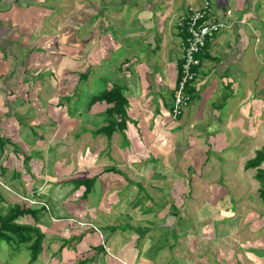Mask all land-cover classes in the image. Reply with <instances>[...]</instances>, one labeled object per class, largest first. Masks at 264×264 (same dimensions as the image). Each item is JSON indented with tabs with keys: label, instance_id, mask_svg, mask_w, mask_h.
<instances>
[{
	"label": "rangeland",
	"instance_id": "obj_1",
	"mask_svg": "<svg viewBox=\"0 0 264 264\" xmlns=\"http://www.w3.org/2000/svg\"><path fill=\"white\" fill-rule=\"evenodd\" d=\"M108 1L112 2L111 5L118 4V0H62L60 10L56 0H49L39 10L32 9V14L41 10L47 14L43 15L40 27L29 29L30 34L25 36L31 57H25V66L20 65L19 68L24 77L28 78L30 86L24 78L22 104L25 110L20 109L21 114L15 116L14 113L11 116L13 120L15 117L21 130L24 126L22 117L28 112L32 123H35L34 116H37L36 124H50L51 119L44 115L45 108L32 110V105H48L50 99H53L55 92H58L55 91L58 81L54 77L58 69L68 71L73 68L78 69V74L87 73L86 79H70V82L78 80L76 96L79 98V109L84 113L75 117L80 120L79 123L74 119L63 121L61 130L52 131L59 138L56 141L52 138L40 142L34 138L35 143L31 140L26 142L21 135L20 141L14 142L21 148L11 157L14 167L15 164L19 165V176L25 173L22 153L25 147L24 152L36 154L32 159L41 158L46 164L48 175L54 178L57 176L60 185L65 188H55L58 206L51 199L52 186L42 183L43 189H37L38 192L30 193L28 197L35 201L47 200L48 210L40 215L37 222L27 215L16 219L38 226L44 234L42 251L31 264H264V205L257 193L255 169L244 168L246 160L264 145L263 114L260 118L253 116L254 119H248L245 114L249 101L263 99L264 95V0H255L259 6L255 14L248 12L251 16L249 18L253 20H250L245 32L254 45L245 50L243 60L220 75L217 68L211 67V55H220L218 50L207 43L201 52V66L195 80L198 86L190 93V103L184 106L179 116L184 121L182 127L192 126L194 122L197 125L189 130L184 129L188 130L186 132L176 130L168 136L163 131L160 135L153 134L150 146L147 141L140 140L141 146L134 148L133 137L128 134V140L124 137V130L116 131L117 136L123 137L122 144L126 146L127 159H122L124 163L119 160L118 154L107 148L108 144L111 147L120 145L121 137L109 141L104 134L92 133L93 129L103 124V115L99 112L104 109L98 110L103 106L95 105V111H91L93 115L86 112L90 96L108 87L110 82H117V77L112 75L117 70L111 72L110 65L104 67L112 58L108 52L111 37L109 31L106 32L103 16L107 15L106 19L109 20V10L116 8L112 6L103 10V6L107 5L103 2ZM235 4L230 0H211L213 12L224 8L231 11L230 28L235 23L234 16L238 15L234 10L240 8ZM76 5L79 12H73ZM124 8L127 9V6ZM89 10H92L94 18L88 15L91 13ZM36 16L31 19L36 22L34 24L40 21V15ZM112 16L116 17L115 14ZM124 16L125 23L133 15ZM109 30L115 37L111 27ZM220 34L230 36L232 31L223 30ZM227 36L225 41L229 38ZM73 42L78 43L79 53L83 54L80 53L78 61L75 59L74 63L64 60L70 56ZM35 45L36 48H32ZM62 51L67 55L61 56ZM88 56L90 59H87ZM126 57L130 59L131 54L127 52L122 57L114 55L113 59L117 58L115 68L120 64L119 60ZM71 63L73 66L77 64V67H71ZM161 70L158 63L148 72L153 76ZM160 87L159 99L166 102L171 98V91ZM17 96L15 98L20 103L19 97L22 96L20 93ZM51 104L55 105L52 101ZM68 109L69 115L76 113L75 108ZM147 111L142 109L140 114H147ZM128 113L130 119L126 126L130 123L139 127L140 118L134 119L135 115L130 110ZM154 117L144 120L147 130L153 129ZM236 121L238 125H235ZM36 124L26 125L33 136H37ZM226 124L234 125L229 128L232 132H227ZM217 128L222 130L215 137L212 133ZM49 129H52L51 125H45L42 131L48 133ZM72 130L73 141H62V135ZM195 132H199L200 139L192 143L190 147L193 150L188 152L187 136ZM202 132L205 135L211 133L215 140L208 141ZM6 135L16 139L20 129L19 134L15 132ZM76 135L81 139L74 141ZM234 136L241 140H229ZM38 142L44 149H28ZM46 144L47 150L44 147ZM77 149L83 153L80 163L76 162L74 154ZM42 161L33 165V161L29 160L27 165L32 164L37 170ZM54 162H59L61 172H56ZM107 166L115 170L107 171L104 169ZM261 166L264 167V161ZM53 173L56 175L53 176ZM92 174L99 178L95 180L89 197L83 201L81 193L84 186L78 190L73 187L78 184L77 180L83 176L91 177ZM1 181L0 177V190H4L5 196L4 200H0V212L4 214L8 205L16 202L23 204L25 201L23 196L11 193ZM32 181L31 178L28 182L32 185ZM167 215L175 217L173 226L162 225ZM10 248L5 241L1 242L0 264H29V254L25 247L19 250Z\"/></svg>",
	"mask_w": 264,
	"mask_h": 264
},
{
	"label": "crops",
	"instance_id": "obj_2",
	"mask_svg": "<svg viewBox=\"0 0 264 264\" xmlns=\"http://www.w3.org/2000/svg\"><path fill=\"white\" fill-rule=\"evenodd\" d=\"M47 1L46 0H35V1L0 0V137L2 136L3 138L9 140L11 139L10 142L6 141V144H4L3 146L0 145V164H1L0 177L2 178L1 182L3 186L6 187L7 185L8 188L7 187L6 188L10 190L11 193H15L16 195H20V196H28L31 194H35L39 190L43 189V186L41 184L46 183L52 186L51 199L55 202V204H58L59 206V202H57L58 198L55 195V193L57 192L55 191V188L58 187V190H60L61 188L62 189L65 188H63L60 185L59 180H57V176L54 178L51 175H48L46 164L44 161L41 160L40 157H39L40 160H37V158L32 159L34 158V155L36 156V154L33 155L32 152L30 153L24 152V150H26L24 147V150L22 152L23 156L24 155L32 156L30 160L33 161V165H35V163L38 161L40 162L42 161L43 163H39L38 169L36 170L35 168L32 167V164L28 166L27 163L23 160L24 163L23 169H25V173H22V175L20 176H19V172L21 171L19 170V165L15 164L16 167H14V163H12V159H11L13 153L16 154L18 153V151L21 150L20 147H17L15 145L17 141H20L21 135H22L21 138L25 139L26 142H30L31 140L32 143H35L36 141H34V138L38 139L40 142L41 141L44 142L45 140H50L52 138H53L52 140L56 141L59 138H56L57 135L53 132L62 129L63 121H66L67 119L68 120L70 119L71 121L72 119H74L76 123H79L80 120H77L75 117L84 114L79 109L78 106L79 98L78 96H76V90H77L76 84L78 80L76 82H70L72 81L70 79L79 78L78 69L71 68L70 70L65 71L62 70V68H60L57 70L58 74L54 75V77L58 81L57 87L55 88V91L58 90V92H55V94L53 95V99L54 97H56V99L55 100L50 99L48 105L46 104L32 105V110L36 108L38 109L45 108L44 115H46L49 119L55 121V123L52 121L51 124V120H50V124L47 123L43 124L37 122L38 124L37 136H33V134L27 130L26 125L28 123L36 124L38 118L37 116H34V120L36 121H34L35 123H32L31 116L29 115L30 113L28 112L27 115L26 114L23 115L24 112H22L23 115L22 119L24 120L23 121L24 126L22 130L18 125V122L16 121L15 117L14 120L11 117L13 116L12 114L14 113L15 116L21 114L19 112L20 109L25 110L22 104V99H24L23 92L25 93V85L23 83L25 77H24V73L21 72L19 68L20 65L25 66L27 62L25 60V57H31V51H28L27 46L29 45L28 42L25 40V36L28 37V34H30L29 29L39 28L40 24L42 23L41 19L43 20V15L47 14L44 13V10H41L38 13L35 12L36 14H32V9L39 10L41 8V5H44L45 2L47 3ZM56 1L58 3L57 5L58 8L61 10V7L59 5L61 4L62 0H56ZM230 1L236 2L235 6L237 7L238 4L239 5L238 7H240L238 8L237 11L234 10V13H237L238 15L234 16L235 23L233 27L227 29V30L231 29L232 34L230 36H227L226 34L218 35L219 34L218 33L211 40L207 41L208 46L211 45L213 49H217L218 50L217 52L220 54V55L217 54L211 55L212 65L210 63L213 69L217 68L221 72V73L219 72L220 75H222L223 71L227 72L229 68H233L234 64H237L240 62V60H243L245 56V50L250 46L254 45L250 43V39L247 37L246 35L247 32H245V29L247 25H249L250 20H253L249 18L251 16L250 14H248V12L255 14L257 12V7L259 6L255 4L256 3L255 0H230ZM32 2H35L36 4L30 5V3L32 4ZM198 2L199 0H118V4H113V5H111L112 2L110 1H108L107 3L103 2V4H107L103 6L104 7L103 10H105V8H109V7L111 8L112 6L116 7V8L112 7V9L109 10L108 12V15L110 16L109 20L106 19L107 17L106 14H105L106 16H103V18L105 19L104 21H106L105 22L106 32L109 31L111 37L110 39L111 46H108V52L111 54V58H112V59L110 58L111 61L106 62L104 67L110 65L109 71L112 72V70L114 69L117 70V72L115 73L112 72V75L117 77L116 78L117 82H119L124 87V94L129 102L128 109L132 112V114L135 115V116L133 115L134 119H136L135 117L140 118L138 119V121H140L139 127H136L134 124L132 126L129 123L128 126H126V129L124 130L125 131L124 137L126 139H128L127 137L128 134L130 137H133L134 139V144L132 143V145H134L133 148L135 146L137 147L141 146V144L139 143L140 140L147 141L148 146H150V137L153 134L160 135L161 132L163 131L162 133L165 136L166 135L168 136L169 134H174L176 130H178L179 132H186L190 129V127L194 128L197 125L194 122L193 123L194 125L192 126L188 125L182 127L181 125L184 123V121L181 118L177 119L169 116L170 115L169 108L173 102V89L179 77L178 70L182 61V57H181L182 38L176 26V18L179 15V13L183 12L186 9L188 4L190 3L197 4ZM125 5L127 6V9L124 8ZM227 9L228 8H224L222 10L224 11ZM222 10L217 9L214 12L220 15L221 13H223ZM49 11H51V9ZM89 11L91 13L88 15L94 18L95 16L94 14H92V10ZM73 12H79L78 5L74 7ZM112 14H115L116 17L112 16ZM127 14L133 16L130 17V19L126 21L127 23L125 22L126 23L125 24L123 20H125L126 18L124 15ZM36 15H40L39 17L40 21L37 20L38 24H34L36 22H34V20H31L33 18H37ZM57 26L58 24L56 25V27ZM109 27H111L112 30L115 32V37H113L112 33L109 30ZM71 32L73 33V30H71ZM90 33L91 32L89 31V34ZM226 36L227 38L229 37L227 41H225ZM118 42H119V46H118ZM77 46L78 43L73 42L72 46L70 47L71 54L69 57H66V59H64L65 61L73 62V63L75 59L78 61L81 52L79 53V48ZM33 47L36 48V45L32 46V48ZM118 48H120V51H117ZM33 50L34 49H32V51ZM65 50H67V47ZM117 52L119 55H117ZM127 52L131 54L130 59L128 58L129 56L124 58L122 61L118 59L120 64H118L117 67L115 68V61H116L115 59L117 58L113 59V56L115 55L118 57H122L124 53ZM61 54H62L61 56H65V54L67 55L65 51H62ZM87 59H90V56H88ZM73 63H71V67L74 66L77 67V64L73 66ZM158 63L162 68L161 72L157 71L154 73L153 76H150V73L148 71H150L151 67L152 69L155 68L156 64ZM60 66L63 67L64 65H62L61 63ZM200 66H201V61L197 69V75ZM25 79H27L28 82V78ZM196 79L197 78H195V80ZM195 80L187 85L186 91L189 94L193 90H195V88L198 86L197 83H195ZM34 83L35 81L33 82V84ZM29 86L30 85L28 82V87ZM160 86H163L164 89L171 91V98L166 102H163L162 101L163 99L162 100L159 99L158 93L161 92L159 90V88H161ZM17 93H20V95L22 96V98L19 97L21 99L20 103L17 102V98H18ZM262 97L263 99L258 98L256 100H251V102L249 101V105H247L245 109V114L248 119L249 118L254 119V117L260 118L262 114H263L262 116H264V113H262V110H264V95H262ZM51 101L55 105H52ZM64 102L66 103V105H64ZM104 104L106 105V103L103 102L94 103L90 107H88L87 105L86 112L92 114L91 111H95L94 109L95 105H98L97 107L103 106L102 109H98V110H103L105 109ZM57 107L59 108L56 109ZM67 108L69 109L72 108L73 110L76 109V113L73 114V116L69 115ZM128 109H127V113L129 112ZM142 109L148 110L147 114H140V110ZM253 110H254V114H253ZM154 115L156 117H154L155 122H152L153 129L151 128V130H147L145 128L144 120ZM45 125L48 126L51 125L52 127V129H49L48 133L47 131L46 132L42 131V128ZM235 125H238L237 121ZM233 126L234 125L232 124H226L225 127H227L226 128L227 132L230 131L232 132V130L229 128ZM186 128L188 130H184ZM19 129H20V135L15 136L16 139L8 137V135H6V133L12 135L15 132L19 134ZM26 130L28 133L26 132ZM221 130H222L221 128L220 129L217 128L215 132H213L212 134H215L216 137L217 134L221 132ZM73 131L74 130L70 131V133L67 132L64 133L62 135V137H64L62 138V141L72 142L73 140H71V137L73 138L72 136ZM202 133H204V136L207 137L206 139H208V141L215 140V137H212L211 133L208 132L206 135L205 132ZM85 134L89 135V133H85ZM199 135H200L199 132H195L194 135L189 134L187 136V141H188L187 145L189 146L187 150L188 152L193 150V148L190 146L192 145V143H195L200 139ZM239 135L241 136V133ZM92 136L90 137L92 138ZM117 137H121V135L117 136L116 131H114L113 134L111 135V138H107V140L113 141ZM122 138L123 137H121L120 145L118 144V146L115 145V147L114 146L111 147V145L108 144L109 146H107V148H110L112 153L118 154L119 160L122 163H124L123 161L127 158L125 157L126 146L122 144ZM12 139L15 141H12ZM74 139H75L74 141H76V140H80L81 138H79L78 135H76V138ZM229 140L240 141L241 139L234 136L229 138ZM27 146H30V144L27 143ZM39 147L41 148L42 144L38 142L37 145L34 144L33 147L30 146L28 149L29 150L30 149L33 150L36 148L39 149ZM44 147L46 148V150L48 149L47 144ZM100 151H102V149H100ZM74 154L76 157V162L80 163V158L83 157V153L79 152V150L77 149L75 150ZM58 163L54 162L53 164L55 166L56 172H61L59 170L60 168ZM101 171L102 170H100V172ZM74 174L77 173L74 171ZM3 175L4 176L7 175V177L4 178ZM26 175H28V177ZM55 175L56 174H54L53 176ZM93 175L95 174H92L91 177ZM31 178L33 179L32 185L30 184L31 181L28 182L29 179ZM83 178H88V176L87 177L83 176L81 179ZM98 178L99 177H96V180ZM51 181H55L56 183L55 182L54 184L49 183ZM34 183L35 184L38 183V185L35 186ZM24 185L25 187H23ZM80 186L82 185L77 184L73 188L78 190ZM93 189H94V185L92 190ZM0 191L3 197L5 198L3 194L4 190H0ZM90 192L87 194L88 197L90 195ZM87 196L84 197L82 195L83 201L86 200L85 198H87Z\"/></svg>",
	"mask_w": 264,
	"mask_h": 264
},
{
	"label": "trees",
	"instance_id": "obj_3",
	"mask_svg": "<svg viewBox=\"0 0 264 264\" xmlns=\"http://www.w3.org/2000/svg\"><path fill=\"white\" fill-rule=\"evenodd\" d=\"M180 34L182 39L185 38V31L180 32ZM206 46H207V41L204 43V45L201 47L200 52L197 54V57L200 59V61H201L200 54ZM86 73L87 72L80 73L79 78L81 80L83 78L86 79ZM178 73L180 76L181 64ZM102 102L106 103V107L102 112L103 124L101 126L98 125L99 127L97 126L96 129H93L92 133L94 135L104 134L107 136V138H111V135L113 134L114 131L125 130L127 120L130 119L127 113L129 102L124 94L123 85L117 82L115 83L110 82V85H108V87L100 90L97 94L90 96V98H88L87 105L88 107H90L94 103H102ZM181 114L182 113L178 114L176 118L178 119ZM6 141L10 142L9 139L3 138L2 136L0 137L1 146L6 144ZM31 158L32 156L24 155V161L26 163H28V161ZM263 161H264V145L259 149L255 150V154L253 157L246 160L244 164V168L255 169L254 178L258 181L257 193L262 204L264 205V167L261 166V163ZM109 169L115 170L114 167L105 168V170L107 171ZM96 177L97 176H92L78 180V184L84 186L82 192V195L84 197L87 196V194L92 190ZM24 197H28V196H24ZM0 200H4L1 191H0ZM23 201H25L23 202L24 205L20 203H13L12 205H8L9 207L4 214H1L0 212V246H1V242L5 241L9 245V247H11L10 249L12 250L13 249L19 250L22 247H25L28 250V254H29L28 263L31 264L38 259L42 251V240L44 238V234L38 226L33 224L18 222L16 219L18 217H23L27 215L30 216L34 220V222H37L39 220L40 215L42 213H45L46 210H48V205L46 204L47 200H44L42 202L38 199L36 200V202H30L28 200L23 199Z\"/></svg>",
	"mask_w": 264,
	"mask_h": 264
},
{
	"label": "built area",
	"instance_id": "obj_4",
	"mask_svg": "<svg viewBox=\"0 0 264 264\" xmlns=\"http://www.w3.org/2000/svg\"><path fill=\"white\" fill-rule=\"evenodd\" d=\"M231 11L225 10L222 14L214 13L211 0H199L197 4L190 3L176 18L179 32L185 31V38L181 40L182 63L181 74L173 89V102L170 105V116L182 113L184 106L190 102V94L186 91L187 85L197 76L200 59L197 54L206 41L223 30L230 28ZM36 202L31 198H24Z\"/></svg>",
	"mask_w": 264,
	"mask_h": 264
},
{
	"label": "water",
	"instance_id": "obj_5",
	"mask_svg": "<svg viewBox=\"0 0 264 264\" xmlns=\"http://www.w3.org/2000/svg\"><path fill=\"white\" fill-rule=\"evenodd\" d=\"M175 217L173 216V215H167L166 217H165V220H164V223L162 224L163 226H173L172 225V222H173V219H174Z\"/></svg>",
	"mask_w": 264,
	"mask_h": 264
},
{
	"label": "clouds",
	"instance_id": "obj_6",
	"mask_svg": "<svg viewBox=\"0 0 264 264\" xmlns=\"http://www.w3.org/2000/svg\"><path fill=\"white\" fill-rule=\"evenodd\" d=\"M24 197V196H23Z\"/></svg>",
	"mask_w": 264,
	"mask_h": 264
}]
</instances>
